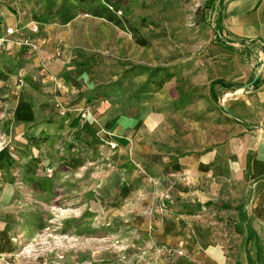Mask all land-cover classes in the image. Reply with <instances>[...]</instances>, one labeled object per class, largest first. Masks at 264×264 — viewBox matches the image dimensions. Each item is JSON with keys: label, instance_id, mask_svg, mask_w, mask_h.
I'll return each mask as SVG.
<instances>
[{"label": "rangeland", "instance_id": "374dc122", "mask_svg": "<svg viewBox=\"0 0 264 264\" xmlns=\"http://www.w3.org/2000/svg\"><path fill=\"white\" fill-rule=\"evenodd\" d=\"M121 1L0 0V264H198L176 214L264 264V43L229 33L264 0Z\"/></svg>", "mask_w": 264, "mask_h": 264}, {"label": "crops", "instance_id": "0c3cea01", "mask_svg": "<svg viewBox=\"0 0 264 264\" xmlns=\"http://www.w3.org/2000/svg\"><path fill=\"white\" fill-rule=\"evenodd\" d=\"M229 33L237 39L259 40L264 43V1L259 3L256 9L255 7L250 8L247 11L241 12L233 17ZM51 67L59 69V65L56 62L51 63ZM254 89L257 90L256 92L258 98H264V83L260 82L257 88ZM246 100H250V98H247ZM259 179H264V175ZM207 202H211L210 204H212V201ZM186 203L187 202L184 199L179 198V201L174 203V205L176 207H180L181 205H186ZM206 203L204 206L210 205H207ZM223 207L227 209L229 208V205L224 204ZM263 222L264 221L260 220L259 222H257L258 224L254 226L250 225L249 227V229L252 228L254 232H256L259 239V228L264 229V225H261L259 223ZM185 224L187 225L185 219L176 214L173 220V225L169 224L167 226V230L165 232H161L162 240L166 244L170 245H178L181 247L188 246L191 249L196 245L199 248L203 249L204 253L200 254L201 259H198V264H237L235 261H228L227 259L224 260L223 253L221 256V251L217 252L218 249H216L217 246L215 244V237L210 230H205L198 227H193V229L191 230L190 227L186 226ZM183 239H185V241ZM241 261H244L242 262V264H246L245 261H248V257L244 260L242 258ZM182 262L183 261H179V263L177 262L176 264H183ZM184 262H186L187 264H193V261H191V259L187 261L184 260Z\"/></svg>", "mask_w": 264, "mask_h": 264}, {"label": "trees", "instance_id": "16d2710c", "mask_svg": "<svg viewBox=\"0 0 264 264\" xmlns=\"http://www.w3.org/2000/svg\"><path fill=\"white\" fill-rule=\"evenodd\" d=\"M71 1H74V0H64L63 9L60 11L61 19L64 23L69 22L72 18V17H68V16L63 14V12H69L70 8L73 7V4H71ZM78 1L79 2H87V1L92 2L94 0H78ZM101 1L104 4V6H102V8L104 7L103 9H105L106 11H112L113 13H120L124 9L121 0H101ZM215 2H216V0H210L208 2V8L213 7V5H215ZM138 44H141L144 46V45H147V42L145 40H139ZM259 83H260V81H257L255 83V86L257 87L259 85ZM216 85H220L221 87L226 88L228 90H235L234 86L225 84L223 81L213 82L212 88H214V86H216ZM178 201H179V198H175L172 200L171 204H174ZM210 203L211 202H207L206 204L208 205ZM167 204H170V203H167ZM249 230L252 234L254 233L256 236L255 242L258 246L259 256L261 257L262 256V248L260 246V239H259L258 235L256 234V232H254V230L252 228H250Z\"/></svg>", "mask_w": 264, "mask_h": 264}, {"label": "built area", "instance_id": "2783aa9c", "mask_svg": "<svg viewBox=\"0 0 264 264\" xmlns=\"http://www.w3.org/2000/svg\"><path fill=\"white\" fill-rule=\"evenodd\" d=\"M32 34L36 35L39 33V28L35 25H33L32 27ZM15 33H18L16 30L10 28L7 30V35H15ZM7 43V40L4 37H0V47L5 46ZM40 44V41H39ZM37 44L34 42V40L31 37H26L23 41H21V46L25 47L26 49L30 50H37L38 46H36ZM57 56H63V53L61 52V50H57ZM64 57V56H63ZM62 58V57H61ZM84 117H86V114L84 115ZM116 145L114 143H112V147H115ZM5 148L4 143L2 141H0V152Z\"/></svg>", "mask_w": 264, "mask_h": 264}]
</instances>
